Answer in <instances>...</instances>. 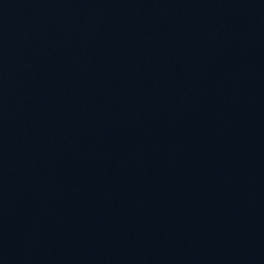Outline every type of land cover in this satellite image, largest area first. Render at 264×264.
I'll list each match as a JSON object with an SVG mask.
<instances>
[{
  "label": "water",
  "instance_id": "95a60500",
  "mask_svg": "<svg viewBox=\"0 0 264 264\" xmlns=\"http://www.w3.org/2000/svg\"><path fill=\"white\" fill-rule=\"evenodd\" d=\"M0 264H264V0H0Z\"/></svg>",
  "mask_w": 264,
  "mask_h": 264
}]
</instances>
